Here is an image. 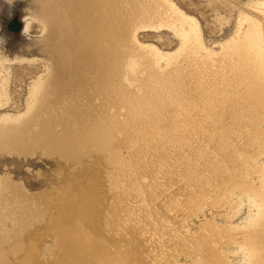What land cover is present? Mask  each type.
Instances as JSON below:
<instances>
[{
    "label": "bare ground",
    "instance_id": "bare-ground-1",
    "mask_svg": "<svg viewBox=\"0 0 264 264\" xmlns=\"http://www.w3.org/2000/svg\"><path fill=\"white\" fill-rule=\"evenodd\" d=\"M27 2L34 9L26 16L27 27L39 22L40 42L53 43L56 61L32 83L25 111L0 116V150L27 154L40 146L63 160L87 162L68 177L66 188L78 193L80 181H90L91 189L84 187L73 202L54 194L61 209L51 217L42 214L46 204L42 209L26 203L16 184H1L0 200L9 190L13 207L0 218V264H174L178 256H197L199 264H232L216 244L221 237L235 240L234 233L205 223L190 234L183 226L209 202V194L203 196L211 184L221 189L213 204L250 189L247 218L234 229L242 234L237 252L242 264L264 261V164L256 163L264 151L259 24L241 15L231 40L213 56L197 21L169 0ZM247 5L264 14V0ZM138 27L169 29L178 50L163 54L139 44ZM192 47L204 55L202 62L180 67ZM8 62L0 49V68ZM137 73L144 77L136 92L131 84ZM115 100L122 110L135 106L136 113L118 120ZM6 102L0 75V110ZM125 149L127 160L120 155ZM250 173L261 177L259 186L252 185ZM117 182L125 187L118 193ZM101 185L108 187L107 205L94 194ZM17 207L23 210L19 216Z\"/></svg>",
    "mask_w": 264,
    "mask_h": 264
},
{
    "label": "rangeland",
    "instance_id": "rangeland-1",
    "mask_svg": "<svg viewBox=\"0 0 264 264\" xmlns=\"http://www.w3.org/2000/svg\"><path fill=\"white\" fill-rule=\"evenodd\" d=\"M169 1L180 11L197 21L203 45L206 48V51H210L209 53L213 56L214 53L216 54L215 56H218L219 53L222 52L221 48H223L225 46L224 44L231 40L233 34L236 31L238 19L242 18V16L244 17V15L259 24V31L261 32V35L264 39V14L261 11H257L248 7L247 5L253 0ZM32 12H34V9L31 8L27 0H0V49L2 50L4 56L9 60L8 63L4 64L3 70L0 68V75L3 77L7 96V102L5 104V107L0 110V116L2 114L15 115L17 113L25 111L27 101L30 97V88L32 83L40 76L45 75L46 72L52 68V65H54L56 61V58H54L56 54H54L50 50L53 47V43H42L44 45L43 46L40 42L42 34L39 22L35 20L31 21L30 25L27 27V22L25 19L26 16H29V14ZM245 25L247 26V24ZM136 32L137 40L139 41L138 43L141 45L155 46L154 48H156L163 54H173L174 52H176V50H178L179 41L169 29L162 28L156 31L151 29H141V27H138ZM219 44L221 45V47ZM42 46L45 47V50ZM193 49L194 47H192L190 51H186L187 53L185 52V55H183V57L181 58L183 59V63L182 65H179L180 67H184L187 63L194 65L200 64V62H202V60L200 61V59L203 58L204 55L202 53L198 54L199 52H197L196 49L194 50L195 52H193ZM48 51L49 53H47ZM148 56L151 60L147 59L149 61H146L151 66L154 64L153 67L156 68L157 64L153 63L150 55ZM225 56H227V58L229 57V55L227 54H225ZM159 64L161 69L163 68V70H167V66L164 64V62H160ZM172 64V67H174V64L176 65V63ZM168 66L169 69L171 67V64ZM137 74L139 75L136 76L137 79L134 78L136 82H134L133 79L132 84L130 83L132 85V88H135L134 90L136 92L142 78L144 77V73H141L142 75L140 73ZM115 101L118 103L120 102L119 104L114 102L113 109V113L115 116H117L118 120L123 119L125 115L136 113L137 110L135 106L131 109L124 108L122 110L123 106L121 104V101ZM58 105L57 108H61V104ZM49 111L52 112L51 109L48 110L47 117H51ZM44 115L45 113L42 114V117ZM183 154H185L186 156V153ZM260 154V158L258 157L259 159H256L255 157V159L257 160L256 163H258L259 165H263L264 151H262ZM120 155L125 160L129 158V153L126 149L122 150ZM74 160H63L57 154H51L45 149V147L40 146H33L31 151L27 154L8 153L5 149H1L0 186L7 180L13 184H16L20 190L23 189L21 192L23 194L24 201H27L26 203H36L39 207L41 206L42 209L44 208L43 205L46 204L45 208L47 211L44 209L41 210L42 214L45 215L46 213L44 212H47V214L51 217H55V215H57L56 212L61 209V206L59 204L60 199L56 201L57 197L55 198L56 195L54 196V194L63 193L64 195H62V197L65 196L64 199L68 198L69 202H73L74 197H78L80 194H82L81 191L84 190V187L88 190L91 189L89 188L91 186L90 181L82 180L84 183L80 181V183L82 184H78L81 185V191H79L78 193H74V191L71 192L67 190L66 187L69 180L68 177H71L74 174L73 172H81L85 169V167H87V162L83 163L82 161ZM252 162L253 161H250L251 165ZM251 175L252 174L250 173L247 177L248 179H251L250 181L252 185L259 186V179H261V177L254 173L252 176ZM142 182L143 185L147 184L144 185L147 186V189L152 188L148 185V180L144 181L142 179ZM117 183V188L113 189L114 192L116 190V193H118L121 188H125L120 182ZM211 185L208 186L207 194L205 193L206 195L204 194L203 196L204 198L209 194V202H203L201 206L196 210L198 213L195 211L196 213L193 212V215L190 214V216H188L189 218L185 222H183V226L185 227V230L187 229L190 234H196L197 232H199L202 229V225L205 223H210L211 225H213V230L216 229L220 232L230 231V233H234L235 240H232L233 237H221V239L218 241L219 243H217L216 246L218 247V249L226 252L227 257L232 264H242V257L237 252V246L240 244L239 239L242 237V234L234 232V229L242 225L247 218L249 204L245 195L250 192V189H239L236 192L237 195L235 193L233 195L234 198L232 196L231 201L229 199L228 202L220 201L221 203L215 202V204H213L214 201H217L221 189L220 187L218 189L215 185ZM104 187L106 186L101 185L97 187V191L95 190L94 194H96L100 202L102 201L101 203L103 205H107L106 203L111 199L109 196H107V193H105L108 190V187ZM118 188L119 190H117ZM83 194L89 195V192ZM2 195V200H0V214L2 213V216L0 215V218H5L7 217L8 210L13 207V198L9 190L8 192L7 190H5ZM53 198L55 200H52ZM174 200L179 202V197L174 198ZM71 206H73V204H71ZM3 210L5 212H3ZM66 210L68 209L66 208ZM21 211L23 210L17 207L15 216L21 215ZM25 211H27V209ZM64 216H69V214H64ZM53 219V226L58 228V220H56L55 218ZM49 253H47L45 256H49ZM40 255L43 254H41L40 252ZM197 260V256L193 258L178 256L176 257L174 264H199ZM166 264L170 263L167 262ZM250 264H264V261L262 259L258 263L250 261Z\"/></svg>",
    "mask_w": 264,
    "mask_h": 264
}]
</instances>
